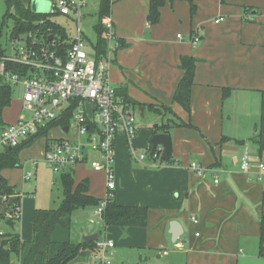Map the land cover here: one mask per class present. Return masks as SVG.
<instances>
[{
    "label": "crops",
    "instance_id": "1",
    "mask_svg": "<svg viewBox=\"0 0 264 264\" xmlns=\"http://www.w3.org/2000/svg\"><path fill=\"white\" fill-rule=\"evenodd\" d=\"M149 1L112 0L108 21L115 37L128 46L114 55L116 41L109 42V55L115 59L108 63L109 77L117 89L146 105L138 106L141 113L149 109L148 104H166L194 127H172L168 132L176 160L171 165L137 159L150 147L155 125L140 123L132 142L122 133L117 137L114 199L121 205L148 207L146 226H105L103 219L97 224L96 207L88 206L74 210L71 226L56 228L52 238L79 243L88 235L106 236L115 242L109 254L113 264H264L260 253L264 183L257 177V163L264 160V152L261 155L254 141L261 136L264 144V0H194L193 15L188 1L168 0L154 25L148 23ZM196 35L201 41L194 44ZM183 55L197 59L190 112L173 99L184 74ZM227 88L230 93L225 95ZM16 102L10 120L6 117L12 106L4 109L7 125L24 113L22 95L12 99V104ZM156 114L159 124L171 117ZM71 136L66 126L51 128L46 137L21 151L20 167L1 172L16 194L0 197V232H17L26 242L13 264H22L31 247L35 209H47L37 202L38 185L36 192L31 193L34 188L26 191L31 179L26 176L31 172L37 181L49 139ZM245 153L252 161L247 172L240 166ZM194 162L203 168L201 174L190 169ZM214 163L217 166L211 168ZM65 171L74 173L76 183L88 179L90 195L99 199L107 195L104 172L83 163ZM17 196L21 218L11 227L1 213ZM173 222L182 232L176 241L172 240ZM6 239L0 235V247ZM95 253L90 252L93 257Z\"/></svg>",
    "mask_w": 264,
    "mask_h": 264
},
{
    "label": "built area",
    "instance_id": "2",
    "mask_svg": "<svg viewBox=\"0 0 264 264\" xmlns=\"http://www.w3.org/2000/svg\"><path fill=\"white\" fill-rule=\"evenodd\" d=\"M88 1L53 0L51 12L47 13L51 18L52 15L73 17L77 23L76 33L70 34L71 46L65 56L50 46H54L56 40L46 42L43 34L39 37L29 32V41L26 38L24 44L13 46L12 54L0 57V78L11 85H21L24 109L15 122L0 132V149L19 145L50 122L69 116L70 122L66 128L73 136L49 139L43 161L57 173L81 163H87L95 171L104 172L108 193L96 206V213L102 214L116 189L117 137L122 133L132 142L138 134L140 122L130 105L119 98L117 88L109 77V52L107 56L97 58L87 49L81 26V9ZM44 21L41 19L37 23L42 24ZM106 26L109 29L108 40L114 41L116 37L112 23L108 21ZM178 37H182L181 34ZM192 41L196 44L201 39L196 35ZM110 48L109 43V51ZM7 60L27 65L31 69L26 74L12 72L5 64ZM157 148L154 156L158 152L162 156L163 148ZM137 159L144 162L146 153L137 155ZM240 163L243 171L251 170L252 161L247 153L242 155ZM257 168V177L264 183V160L258 161ZM190 169L198 174L203 172V168L195 162L190 164ZM32 174L28 173L26 178H32ZM10 217L14 221L21 218L20 206ZM192 220L196 221V218ZM114 247L112 239L99 237L94 255L96 262L113 264L109 254Z\"/></svg>",
    "mask_w": 264,
    "mask_h": 264
},
{
    "label": "trees",
    "instance_id": "3",
    "mask_svg": "<svg viewBox=\"0 0 264 264\" xmlns=\"http://www.w3.org/2000/svg\"><path fill=\"white\" fill-rule=\"evenodd\" d=\"M168 0H150L149 1V25H154L160 20V9L167 3ZM175 1V0H170ZM190 3L191 14L196 12V4L194 0H186ZM8 9L14 8L16 13L9 10L2 18L3 24L7 19H13L12 35H27L29 32L37 34L39 37L44 35L46 42H52L56 40L54 46L50 45L53 50L62 56H65L67 50L71 46V37L69 31L57 21H54L49 14L39 13L32 10L31 6L25 7L20 0H5ZM112 0H100V6L98 10V21L94 28L96 31V41L92 43V54L97 57H105L109 52V29L106 26V22L111 16ZM250 10L253 8L249 7ZM44 19V23H37L39 20ZM28 36V35H27ZM51 39V40H50ZM29 41V38H27ZM116 46L114 47L115 53L128 44L122 38H115ZM5 51L0 48V57L6 56ZM115 59L111 58L110 61ZM196 57L191 55H183L180 58V67L184 70V74L179 81L174 93V101L178 102L186 111H191V93L192 86L194 84V78L196 74ZM8 70L15 73L26 74L30 71V67L27 65L19 64L13 61L5 62ZM224 94H229L230 89H225ZM118 95L122 96L123 101L130 106H146L144 103L135 101L127 95V92L119 87L117 89ZM13 99V87L11 84L4 82L0 78V132L7 126L4 121L3 112L4 109L10 107ZM147 107L159 114L166 116L170 115L166 122H163L156 126L155 132H169L172 127H191L194 125L189 121L186 122L176 115L173 109L166 104L159 106L148 104ZM70 122V117L52 121L43 127L37 134L30 136L28 139L22 141L19 145L11 148L5 147L0 149V197L6 196L7 199L16 194L15 187L10 185L8 180L2 175V171L7 168H18L21 166L20 153L23 149L30 147L37 139L46 137L51 128L58 125L67 126ZM226 140V137H223ZM258 143L260 153L263 155L264 144L261 140V136L254 139ZM242 143L243 140L237 141ZM158 148H154L152 144L146 151L147 158L152 160L153 163L158 165H171L176 163L172 153L168 157L162 159V156L155 157ZM87 164V163H84ZM217 164L211 165V168L216 167ZM61 187L63 198L59 207L55 209H41L37 208L34 211L33 219V238L31 241V247L25 255L22 264H76V259L84 256L87 250H96V241H82L74 243L71 241L58 242L52 238L53 232L56 228H68L72 224V215L77 208H84L88 206H98L102 199L94 197L88 193L89 181L83 179L79 183H76L74 173L70 171H64L60 175ZM115 196V195H114ZM20 197L17 196L10 200L6 206V209L1 213L2 218H8L14 221L10 215L14 214L17 206H20ZM264 205V203H263ZM148 207L145 206H130L121 205L116 200L111 198L103 213V220L106 226H119L126 228L129 226L144 227L148 223ZM7 236L6 240H3L0 247V264H13L12 260L14 256H19L24 250L26 245L25 241H22L20 234L17 232H10L9 234H2ZM9 244V248H5V245ZM260 253L264 255V211L261 220V235H260Z\"/></svg>",
    "mask_w": 264,
    "mask_h": 264
},
{
    "label": "rangeland",
    "instance_id": "4",
    "mask_svg": "<svg viewBox=\"0 0 264 264\" xmlns=\"http://www.w3.org/2000/svg\"><path fill=\"white\" fill-rule=\"evenodd\" d=\"M25 7L29 5L33 7V3L39 1L41 5V9L45 13H50L52 8L53 0H20ZM100 6V0H89L85 7H82V17H81V26L83 30V36L85 38L87 49L92 53V43L96 41V31H95V24L98 21V10ZM16 13L14 8L8 9V6L5 0H0V48L6 52L10 53L13 49V46H17L19 44H24L27 35H19L13 36L12 35V28H13V19H7L6 23L3 24L2 18L7 11ZM73 17H67L64 15H52V19L60 23L64 26L69 33H76L77 23ZM13 87V99L16 101L22 95V87L19 84L12 85ZM10 115L6 118L10 120L13 117V112L17 110V102L16 104L11 105ZM131 110L135 113L138 121L141 123L142 126H153L159 124L160 116L156 114L154 111L147 109L145 113H141L138 109V106L131 107ZM31 170V169H30ZM35 185H38L37 190V202L42 204V208H57L63 198L62 187L60 184V173H56L52 168H49L44 161L39 162V174L36 181L35 176L32 177L29 181H27L26 191H31ZM36 192L35 188L32 190L31 193ZM16 193V191H15ZM21 193V192H20ZM22 194V193H21ZM15 195V194H14ZM13 196V195H12ZM10 196V197H12ZM9 197V198H10ZM8 198V199H9ZM90 213V210L87 209ZM95 223L100 224L101 219H103L102 214L94 215ZM104 221V220H103ZM105 224V223H104ZM103 226V225H101ZM106 226V225H105ZM77 226L74 225V232L77 231ZM103 230V229H102ZM87 256H81L76 260L77 264H98L95 258L90 254L93 250H87Z\"/></svg>",
    "mask_w": 264,
    "mask_h": 264
},
{
    "label": "water",
    "instance_id": "5",
    "mask_svg": "<svg viewBox=\"0 0 264 264\" xmlns=\"http://www.w3.org/2000/svg\"><path fill=\"white\" fill-rule=\"evenodd\" d=\"M33 11L39 12V13H45L41 9V5L39 4V1H36L33 3V7H31ZM158 126V125H155ZM67 129V128H66ZM150 143L153 145L154 148L158 146H162L163 153H162V159H165L169 156L172 150V139L168 132H156L152 135L150 138ZM11 148V147H9ZM11 227H14V221L8 222ZM173 231H172V240L176 241V239L180 236L182 232L179 231V224L177 222L172 223ZM98 238V234H92L84 237L85 241L91 242L96 241Z\"/></svg>",
    "mask_w": 264,
    "mask_h": 264
}]
</instances>
